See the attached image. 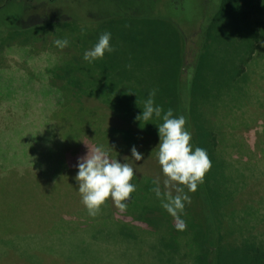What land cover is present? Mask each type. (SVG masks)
<instances>
[{
  "label": "rangeland",
  "instance_id": "374dc122",
  "mask_svg": "<svg viewBox=\"0 0 264 264\" xmlns=\"http://www.w3.org/2000/svg\"><path fill=\"white\" fill-rule=\"evenodd\" d=\"M102 1L75 0L74 3L66 1L49 4L43 0H0V33L5 39V43H0V49L3 47V53L0 54V264H201L197 261L196 254L186 246L182 250H175L171 244L159 238L152 227L133 216H127L125 212L121 213L110 198L108 207L105 203L97 215L90 216L81 203L77 191L78 182L67 174H77L78 158L101 145L111 158L129 163L136 170L135 176L140 183L147 182V179L159 180L161 191H165V178L154 150L156 146L150 148L139 145L137 150L143 158L136 161L131 156V148L117 147L121 144L120 135L115 141L109 137L105 141H97L95 128L83 133L85 126L82 120L87 114L100 119L101 125L97 127L107 136L117 128L134 129L129 120L113 115L111 110L92 97L79 93L78 88H75V92L81 96L73 97V110L58 107L57 102L62 99V92L48 84L54 78L53 72L49 70L64 74L63 69L58 68L63 65L70 70L73 79L78 76L91 77L78 68L86 66L85 70H94L95 75L100 74L103 69L97 67L94 61L83 59L84 52L92 47L85 51L76 48L78 32L87 29L88 32L90 30L95 33L97 29L93 28L94 25H83L72 20L49 21L44 18L45 13L81 18L93 15L102 18L121 13L113 0L111 4L108 0ZM217 2L218 0H120L119 3L134 10L131 13L135 12L136 15L163 10L169 19L180 23L184 20L186 31L196 34L199 32L198 27L204 25L205 16L214 12V4ZM127 14L130 15V12ZM238 18L240 19L239 14ZM219 24L216 35L220 36L213 42L215 58L211 61L222 74L227 75L231 71H225L219 61L228 49L236 48L240 43L246 46L249 40H244V44L241 42L239 37L242 36L236 32L238 26L243 27V24L236 22L234 26L229 13L224 14ZM35 34L39 40L31 41ZM87 36L91 37L90 34ZM57 39H67L69 46L58 48L54 44ZM247 52L248 50L245 58ZM176 53L180 57L177 51ZM140 54L138 47L134 56L139 61ZM247 67L253 68V75L256 76L253 85L250 83L251 98L255 94L251 100L261 108L253 107L251 112L263 114L264 34ZM30 75L35 78L28 83V76L32 79ZM62 82L59 84L63 85ZM229 85L230 83L223 85L220 91L228 92ZM222 93L214 92L212 96H205V103L213 105L206 108H213L215 114L223 110L224 113L233 112L229 97L232 95ZM211 97L215 98L214 103L210 102ZM260 114L257 124L250 130H233L230 126L215 130L217 135L223 132L230 140L247 138L248 144L257 154L258 158H254V161H248V158L243 160L231 147L232 141L226 143L229 156L238 158L240 164L231 160L232 164H227L224 174L231 177L230 173H233L236 180L240 175L241 181L246 184V189L238 196L241 199L240 205L264 196V159L260 150L264 141V116ZM216 118V115L215 118L212 116L213 121ZM104 132L99 137L104 136ZM221 140L219 136V144L222 143ZM7 147L12 150V155L7 154ZM219 147L225 148L221 145ZM262 159V162L258 161ZM54 173L60 177L54 183L50 184V181L43 179L46 174ZM250 190H254L251 197L248 196ZM184 192L189 197L192 196L186 187ZM45 194L50 201L46 208L41 205ZM132 195L135 198L141 196L139 186H136ZM173 195H176L174 190ZM238 199L234 201L235 207H239ZM161 214L155 212L153 216L142 213L141 217L159 221L162 220ZM169 218L174 219L172 216ZM65 219L66 226L62 225ZM49 222L53 225L51 236L47 238V235L44 236L47 233L45 225ZM119 222H124L131 228L130 231H121L116 225ZM173 224H176V220Z\"/></svg>",
  "mask_w": 264,
  "mask_h": 264
},
{
  "label": "trees",
  "instance_id": "16d2710c",
  "mask_svg": "<svg viewBox=\"0 0 264 264\" xmlns=\"http://www.w3.org/2000/svg\"><path fill=\"white\" fill-rule=\"evenodd\" d=\"M43 1L55 4L66 1L74 3L75 0ZM108 1L112 3V0ZM119 2L120 0H113L121 13L109 17L97 18L96 15L88 18L64 17L45 13L44 18L49 21L51 19L72 20L83 25H94L93 28L97 29L95 33L90 30L88 32L87 29L78 32L76 48L79 50L85 51L93 47L104 32L112 34L110 43L114 48L113 52H106L102 59L94 61L97 67L100 66V69H103L100 74L95 75L94 70L91 69L85 70L86 66L78 68L82 72L86 71V75H90V78L78 76L73 79L70 70L68 71L64 65L58 67L63 69L64 74L49 70L53 72L54 78L48 84L59 88L63 95L57 102L58 107L67 111L71 108L73 110L75 105L73 97L81 96L75 92V88H78V92H82V95L92 97L111 110L113 115L129 120L128 122L134 125V129H114L107 136L100 127H97L101 125L100 119L87 114L82 120L85 126L83 133L90 128H95L97 141H105L108 137L115 141L120 135L121 144L117 147L129 149L135 145L138 149L139 145H144L151 148L159 142L157 125L162 121L155 118L149 121L140 118L139 121L137 117L142 113L143 103L148 98L149 91L158 89L155 103L163 106L165 110L172 108L176 116L183 114L186 117V127L192 135L190 143L194 148L201 147L207 150L212 166L197 191L189 193V195L192 194L191 202L186 203L180 214L187 225L184 231L177 230L176 224H173L175 219H170L171 215L160 206V200L153 192L155 187L153 179L140 183L134 175L132 183L139 186L141 196L135 198L132 195V199L128 201L126 215L133 216L146 223L148 227H152L153 232L169 245L171 244L175 250H182L183 246H186L196 254L197 261L201 264H264V196L240 205L241 199H238V196L246 189L245 182L241 181L240 175V179L236 180L235 174L230 173L231 177L224 174L227 164H232L231 160L239 163L238 158L233 159L226 151L228 141H232L231 147L243 160L248 158V161H254L258 158L257 154L248 144L247 138L230 140L231 138H226L225 133L220 132V135H217L215 132L216 129L228 126L233 130L235 128L250 130L258 122L260 113H252L251 108H261L251 100L255 94L252 98L249 94L250 83L252 82L253 85L256 76L253 75L254 69L248 68L247 65L253 60L256 48L264 34V29L262 30L264 2L262 0H218L214 4V12L205 16V23L198 27L199 32L196 34L186 31L184 20L180 23L175 19H169L162 9V11L136 15L135 12L131 13L134 10L127 9ZM181 7L184 9L183 6ZM128 12L130 15L127 14ZM226 13H229L234 26L236 22L243 24V27L238 26L236 33L242 36L239 38L243 44L244 40H249V43L246 46L240 43L236 48L225 52L219 62L225 71L231 72L224 75L211 60L215 58L213 42L220 36L216 35L220 25L219 20L224 18ZM3 37L4 35L0 33L1 44L5 43ZM35 40H39L36 34L31 41ZM137 46L141 52V62L134 56ZM246 50L248 52L245 58ZM2 53L3 47L0 49V54ZM30 76L32 79L28 76V83L35 78L33 75ZM60 82L63 85L59 84ZM228 83H230L229 91L223 90V94L220 90ZM214 92L232 95L229 97L233 112L224 113L223 110L215 114L213 108H206L213 105L205 103V96H212ZM214 99L211 97L210 102L212 103ZM242 108L244 110H240ZM236 110L240 112L236 114ZM215 115L217 118L213 121L212 116L215 118ZM260 115L263 117L264 112ZM103 132L104 136L99 137ZM219 136L222 138L220 144ZM262 143L263 147L261 146L260 150L264 159V141ZM220 145L225 148H220ZM263 159L258 161L262 162ZM253 193L254 190H250L248 196L251 197ZM236 198L239 207L234 206ZM108 202L109 200L106 205L104 204L106 207ZM155 212L162 213V220L155 221L141 217L142 213L154 216ZM116 225L121 231L131 229L124 222ZM167 245L166 243V250H168ZM170 254L174 256L173 253Z\"/></svg>",
  "mask_w": 264,
  "mask_h": 264
},
{
  "label": "clouds",
  "instance_id": "9594fccd",
  "mask_svg": "<svg viewBox=\"0 0 264 264\" xmlns=\"http://www.w3.org/2000/svg\"><path fill=\"white\" fill-rule=\"evenodd\" d=\"M111 39L110 32L102 33L95 45L84 52L83 59L92 62L102 59L106 52H113ZM54 44L63 49L69 46V41L57 39ZM157 92L158 89L149 91L142 113L137 119L149 121L155 118L162 121L157 125L159 142L154 150L165 178V191H161L160 181L154 180L153 192L160 200V206L176 220L177 230L184 231L187 225L180 214L186 203L191 202L184 188L188 192H196L212 164L206 149L194 148L190 143L192 135L186 127V117L183 114L176 116L172 108L165 110L163 106L155 103ZM131 156L136 161L143 158L135 145L131 148ZM77 169V191L90 216L97 215L109 198L121 213L127 211V201L136 191V185L132 183L136 170L129 163L111 158L105 148L98 145L85 156L78 158ZM173 190L176 195H173Z\"/></svg>",
  "mask_w": 264,
  "mask_h": 264
},
{
  "label": "crops",
  "instance_id": "0c3cea01",
  "mask_svg": "<svg viewBox=\"0 0 264 264\" xmlns=\"http://www.w3.org/2000/svg\"><path fill=\"white\" fill-rule=\"evenodd\" d=\"M7 129V128H6ZM3 146H6V145H3ZM12 150H9V148L7 147V154H9V155H12ZM67 174H69L70 175V177H72V178H75L76 177V175L77 174H75V173H73V172H67ZM0 177H2V176H0ZM60 177L58 176V174H56L55 175V173L54 174H46V177H43V179H45V180H47V181H50V184H52V183H54L55 182V180H57V179H59ZM52 180V181H51ZM50 201H49V199H48V197H47V195L45 194V198L44 199H42V202H41V205H44L45 206V208L48 206V205H50V203H49ZM66 221V219L64 220V223L62 224V225H64V226H66V224H67V221ZM52 223H48L47 225H45V229H46V232L47 233H45V235L44 236H46L47 235V238H48V236H51L50 234L52 233L51 232V227H52ZM58 225V224H57ZM55 227H57V226H55ZM64 228V227H63Z\"/></svg>",
  "mask_w": 264,
  "mask_h": 264
}]
</instances>
